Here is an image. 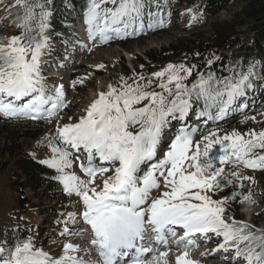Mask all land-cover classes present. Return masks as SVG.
I'll return each instance as SVG.
<instances>
[{
	"label": "snow or ice",
	"instance_id": "snow-or-ice-1",
	"mask_svg": "<svg viewBox=\"0 0 264 264\" xmlns=\"http://www.w3.org/2000/svg\"><path fill=\"white\" fill-rule=\"evenodd\" d=\"M14 3L23 14L18 17L20 33L0 43V117L57 121L56 135L48 141L52 155L39 162L56 171L53 178L65 194L79 198V216L89 226L91 248L81 249L65 240L61 254L54 256L38 247L32 237L13 243L4 240L0 241V264H167V252L154 249L151 242L166 247L177 235V227L183 232L175 241L178 251L195 247L197 234L206 241L214 235L222 242L213 251L234 250L236 264H264V230L253 231L254 226L228 217L229 201L255 203L243 183L254 179L241 170H264V130L220 135L217 126L205 128L196 140L200 129L181 127L170 139L168 150L158 155L170 120H184L194 103L203 101L198 116L207 117L205 124L223 120L233 105L246 108L247 104L237 101L251 87L254 66L249 65L247 72L233 70L230 77L200 74L189 87L184 81L192 69L169 64L153 73L156 78L167 75V82L159 84L160 92L145 90L151 87V79L141 86L121 77V86L110 84L106 92H100L78 121L61 124L59 114L69 103L65 86L49 87L41 70L43 50L50 39L45 33L50 27L51 0ZM152 3L85 0L82 18L87 39L106 43L139 34L145 28L146 10L149 29L165 26L160 13L150 10ZM187 13L196 20L192 8ZM78 82L83 80H73V87ZM72 150L83 155L73 157ZM74 160L87 179L65 171L73 167ZM98 176L103 177L99 184ZM226 189L227 195L214 198ZM65 215L68 219L60 235L80 236L81 232L69 227L77 223V213ZM92 249L98 261H86L80 255L90 256ZM187 256V251L177 256L176 264H198Z\"/></svg>",
	"mask_w": 264,
	"mask_h": 264
},
{
	"label": "trees",
	"instance_id": "trees-1",
	"mask_svg": "<svg viewBox=\"0 0 264 264\" xmlns=\"http://www.w3.org/2000/svg\"><path fill=\"white\" fill-rule=\"evenodd\" d=\"M84 3L85 0H51L48 5L52 13L49 20L50 27L45 34L49 37H53L57 31L74 34L76 23L69 16V11L73 12L75 16H79L78 9L83 11ZM236 5V9L231 12L229 18L213 19L223 10H229ZM108 6L111 7L112 5L109 4ZM189 8L195 12L196 20H192L187 13ZM172 9L175 10L174 14L176 15L179 14L177 9H183L185 17L188 19L186 25L174 21ZM150 10L154 13H160L159 18L164 20L165 26H174L175 30H178V24L182 27H190L188 34L179 35L168 43H163L159 48L145 50L142 55L136 56L137 59L132 69L123 59L120 64L111 67L109 77L111 85L120 87L122 84L121 77H124L128 84L140 83L141 86L151 79V87L145 90L160 92L159 84L167 81L160 80L158 83L153 81L156 79L153 73L174 62H182L186 68L192 69V75L187 76L184 81L189 87L198 79L200 74L207 75L208 72H212L220 78L230 77L233 70L237 73L247 72L249 65H253L255 74L250 78L252 88L249 87L246 90L247 101L251 102L244 103L240 98L237 101V104H247L246 108L238 109L235 105L238 111L236 115L232 117L227 115L220 122L217 121L211 125L210 128L205 125L196 127L189 122L184 124L175 119L170 120L168 125L174 133L181 127H196L200 129V132L195 136L197 139L200 138L205 128L213 129L218 126L221 130L220 133L223 134L228 129L248 128L247 124L250 123L245 117L264 114V0H153ZM147 11L144 17V31H152V35L161 36L165 32L164 26L157 27L154 25L151 29L147 27ZM22 14V10L17 7V12L14 14L11 23L13 26L12 36L20 33L17 24L20 22L18 17ZM171 18L172 20H169ZM204 22H207L208 28H206V24L203 26ZM128 31L131 32L132 29ZM151 34L140 32L136 35H126L123 38L111 39L106 43L98 42L96 47L119 45L122 48H129L136 40L149 38L148 36ZM31 35L34 33L29 34V36ZM209 60L212 61L211 65L208 64ZM90 71L91 68L86 64L75 66L70 75V81L72 83L73 80H83V83L78 82L75 85L73 95L84 92L93 85L90 78H85ZM43 76L49 87L53 84H59L53 80L52 76L47 74V77ZM141 77L144 79L141 80ZM254 86L257 91L255 93L251 91ZM107 90L108 88L103 92ZM66 100L69 102L68 107L60 112L59 120L62 115L69 114V107L72 106L73 100L72 95ZM202 103L201 100L193 105L203 108ZM212 111L215 114V109ZM189 114L190 111L186 119H190ZM56 124L57 121L46 123L44 120H14L0 117V172H8L10 185L15 193L18 212L17 217L12 222V227L6 226L0 229V241L7 240L9 243H13L32 237L38 247L46 249L51 244L50 241H46V237L50 234L43 231L42 224L27 219L29 213L37 212L39 216L37 214L35 216L40 217L45 211L44 208H47L50 222L53 223L62 218L61 227L64 228L63 221L68 219L65 214L74 212L73 210L76 209L77 200L75 196L69 197L65 194L62 185L53 178L57 175L56 171L41 164L39 161L43 159L36 156L33 151L28 150L31 141L42 137ZM55 129H53L51 137L56 135ZM166 129L167 127L163 136L167 135ZM257 132H259L258 129ZM241 171L243 175L257 179L259 187L251 191L255 203L241 205L239 200L229 201L228 205L232 209L230 213L237 221H243L247 224L253 223L255 226L253 231L264 230V170L253 171L244 168ZM228 191L226 189L223 192H218L214 198L219 199L223 195H227ZM239 191H243V189ZM50 200L49 207H45V201ZM40 219L43 223L44 219ZM81 222L79 219L75 225L69 223V227L74 230V227L80 225ZM257 235H260L259 231H257Z\"/></svg>",
	"mask_w": 264,
	"mask_h": 264
},
{
	"label": "rangeland",
	"instance_id": "rangeland-1",
	"mask_svg": "<svg viewBox=\"0 0 264 264\" xmlns=\"http://www.w3.org/2000/svg\"><path fill=\"white\" fill-rule=\"evenodd\" d=\"M9 1L10 0H0V43L2 44H6L13 33V26L11 25V23L14 19L13 18L14 9L11 8L12 4L9 3ZM236 7L237 5L233 8L231 7L229 10H223L219 14L215 15L213 19L215 20V19L229 18L231 12H233L236 9ZM177 11L179 12V14L177 15L174 14L175 10L172 11L173 12L172 16H174V21L179 24L186 25L188 19L185 17L183 9H177ZM169 20H172V18ZM179 24H178V30H175L174 26H169V25L164 26L163 30L165 32L161 36H154L149 32L145 33V34H151V36H148L149 38H144L143 40L140 41L136 40L134 43L130 45L129 48H122L119 45L94 47L92 41H89L87 38H84L83 41H85V43H87V45L89 46L82 47V43L74 40L71 35L66 33L65 36L64 35L65 32L57 31L56 35H63L62 41L51 39L48 42V46L43 50L44 54L41 57V70L42 72L44 71L45 74L50 73V75H56V76L62 75L60 81L65 86V89L68 91L67 95H72L73 97V100L71 102L72 106L69 107V114L62 115L59 120V123L61 124L73 123L78 121L81 116L86 114V109L98 97V94L102 92V90L104 91L105 89H107L108 86L110 85L109 77L111 74V67L115 66L116 64L117 65L120 64L124 59L127 65L132 69L135 60L137 59L136 56L142 55L145 52V50L149 48H156V47L159 48L163 43H168L170 40L177 38L179 35H187L190 27L188 28L182 27L179 26ZM205 24H206V28H208L207 22H204L203 26ZM82 27L83 24L82 21L80 20L78 23V30H80L81 33L84 34V29ZM90 44L92 45L90 46ZM58 52H62L65 56H67V63L70 64L71 67L68 68L67 70L61 71V69H64V67L60 65L57 69L52 70L53 71L52 72L49 63L53 64L54 57ZM45 56H47V58ZM77 64H86L91 68V71L87 76H85V78L87 79L90 78L91 83L93 85L84 92H80L77 95H73L74 87L70 81V75L75 69V66ZM172 64L173 65L183 64L186 67V65L182 62H174ZM100 65H103V67H99ZM166 67L158 69L157 72L162 71ZM97 71L103 74L98 75ZM181 75H184V73H181ZM53 80H55V78ZM160 80L167 81V75H165V77L163 78H156L153 81L158 83ZM143 103H147V102L145 101ZM254 117L255 120L247 119V121H249L250 123L247 124L248 128H239L236 131H239L241 133H247L250 130H254L256 132L257 129L259 131L264 130V114L254 115ZM208 126H211V124L207 125V127ZM55 128L56 125L53 128L49 129L39 139L35 141H31V145L28 147V150L33 151L34 154L38 156L40 159L44 160L50 158L52 152L51 149L48 147V140L51 137L53 129ZM167 129L168 131H172L169 125L167 126ZM232 131L233 130L228 129L225 133H231ZM219 134L223 135V133H219ZM164 138H162L161 144L158 148V155L161 157L163 155V152L168 150V145L170 143L169 139H171L169 136L166 139ZM199 139L200 138H197L196 140ZM72 152H73V157L78 155V153H76L75 150H72ZM79 155L82 156L83 154L79 153ZM65 171L69 173L75 172L82 179H87V177L84 175L83 172H81L79 168V161L74 160L73 167L69 169H65ZM102 179L103 177L98 176L97 184H99ZM253 179L254 182L252 181L243 182L245 184V189L249 190L250 192L254 191L257 187H259V184L257 183V179H255V177H253ZM245 189H243V191H245ZM75 198L77 200V206L76 209L73 211L74 213H77V217H79L77 218V220H79L81 219L79 213L82 211V203L80 202L78 197L75 196ZM50 204H51V200L45 201V207H49ZM44 210H45L44 213H42L40 217H38L39 213L37 212L29 213L30 215L27 216L28 217L27 219L33 220L37 222V224L40 225L42 224L44 228L43 231L50 234V236L46 237V241H50L51 244L49 245V247L47 246V248L44 249L45 251L50 252L54 256H59L61 254L62 244L65 240L78 244L81 249H85L87 247L85 246V244L86 241H88V239L86 237H83L82 233L80 236H68V237L61 236L60 232L63 229L61 227L62 218H59L58 220L52 223L48 219L50 217L48 215L49 213L47 208H44ZM36 214L38 216H35ZM17 215L18 212L16 207V197L14 190L10 185L8 172L7 171L0 172V229L6 226L12 227L13 225L12 222H14ZM228 217L229 218L232 217L230 212L228 213ZM40 218L44 219L43 223ZM81 223H83V221ZM248 225L254 226L253 223H250ZM85 228L88 229L89 226H86ZM177 230L180 229L177 227ZM77 231L81 232L82 230L78 229ZM218 240L219 238L213 235L210 241H206L209 243V245L207 246L210 249L209 251L206 250L207 248L198 245L196 246V248H193L191 250L190 248H188L186 250L180 249L178 251L177 248H175L176 250L164 248L161 251H167L165 249H168L167 256L165 257L167 264H176V257L180 256L181 252L184 251L191 252V254L189 253V255L187 256V258L198 262V264H236V257L234 250L232 251H230V249L227 251L223 250L221 252L222 256L220 257L214 255L217 254V252L213 250L217 248V245L219 243ZM87 244L89 243L87 242ZM202 253H204L205 255H202ZM80 255L83 256L85 260L91 258V257H87V255H84L83 252H81ZM223 255L229 256L228 258L232 261H229V259L226 260L225 258H223ZM161 264H163V261L161 262Z\"/></svg>",
	"mask_w": 264,
	"mask_h": 264
},
{
	"label": "bare ground",
	"instance_id": "bare-ground-1",
	"mask_svg": "<svg viewBox=\"0 0 264 264\" xmlns=\"http://www.w3.org/2000/svg\"><path fill=\"white\" fill-rule=\"evenodd\" d=\"M52 71V70H51ZM53 72V71H52ZM47 75H50V73H47ZM50 76H52L53 77V75H50ZM195 238V237H194ZM89 241V240H88ZM86 244H87V241H86ZM176 245V244H175ZM174 248H176V246L174 247ZM181 249H183V248H181ZM176 250V249H175ZM183 254V252H181V255Z\"/></svg>",
	"mask_w": 264,
	"mask_h": 264
}]
</instances>
